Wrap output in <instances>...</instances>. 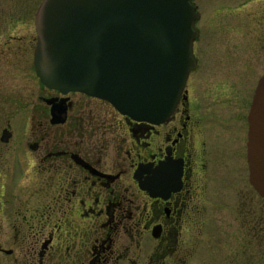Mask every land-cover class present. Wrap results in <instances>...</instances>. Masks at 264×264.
Instances as JSON below:
<instances>
[{
  "label": "flooded vegetation",
  "instance_id": "af4514ba",
  "mask_svg": "<svg viewBox=\"0 0 264 264\" xmlns=\"http://www.w3.org/2000/svg\"><path fill=\"white\" fill-rule=\"evenodd\" d=\"M43 1L0 0V264H261L248 118L264 74L232 65L239 37L204 35L201 13L175 112L138 121L42 82Z\"/></svg>",
  "mask_w": 264,
  "mask_h": 264
},
{
  "label": "water",
  "instance_id": "95a60500",
  "mask_svg": "<svg viewBox=\"0 0 264 264\" xmlns=\"http://www.w3.org/2000/svg\"><path fill=\"white\" fill-rule=\"evenodd\" d=\"M194 0H44L37 14L38 76L63 92L110 102L138 121L176 110L192 69L201 17ZM250 179L264 198V75L249 112Z\"/></svg>",
  "mask_w": 264,
  "mask_h": 264
},
{
  "label": "rangeland",
  "instance_id": "374dc122",
  "mask_svg": "<svg viewBox=\"0 0 264 264\" xmlns=\"http://www.w3.org/2000/svg\"><path fill=\"white\" fill-rule=\"evenodd\" d=\"M195 1L202 13L199 26L204 25L208 29L211 25L208 20L217 19V30L211 33L205 31L204 35L227 36L232 40L239 37V50L243 52L244 59H239L232 65L240 67L243 76L247 72L251 73V79L255 83L264 74V0ZM261 252V264H264V248Z\"/></svg>",
  "mask_w": 264,
  "mask_h": 264
}]
</instances>
